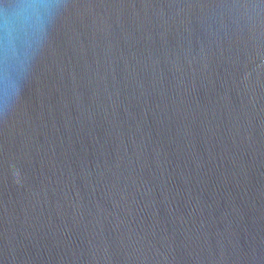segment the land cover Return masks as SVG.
I'll return each mask as SVG.
<instances>
[{"label": "water", "instance_id": "95a60500", "mask_svg": "<svg viewBox=\"0 0 264 264\" xmlns=\"http://www.w3.org/2000/svg\"><path fill=\"white\" fill-rule=\"evenodd\" d=\"M0 264H264V0H0Z\"/></svg>", "mask_w": 264, "mask_h": 264}]
</instances>
